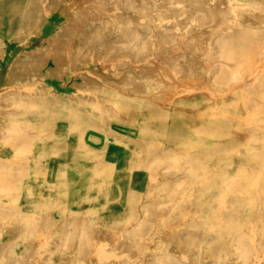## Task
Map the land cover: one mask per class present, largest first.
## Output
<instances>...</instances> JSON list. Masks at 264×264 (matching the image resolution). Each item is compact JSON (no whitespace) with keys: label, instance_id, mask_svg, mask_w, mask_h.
Listing matches in <instances>:
<instances>
[{"label":"bare ground","instance_id":"obj_1","mask_svg":"<svg viewBox=\"0 0 264 264\" xmlns=\"http://www.w3.org/2000/svg\"><path fill=\"white\" fill-rule=\"evenodd\" d=\"M2 71L0 264H264V0H0Z\"/></svg>","mask_w":264,"mask_h":264},{"label":"rangeland","instance_id":"obj_2","mask_svg":"<svg viewBox=\"0 0 264 264\" xmlns=\"http://www.w3.org/2000/svg\"><path fill=\"white\" fill-rule=\"evenodd\" d=\"M255 4L257 5L258 3L257 2H252L251 4H249V3H247V4H245V5H243L242 7H244V8H252L251 7V5L252 6H255ZM252 21H254V19H252V18H244V19H241L240 20V22H247V23H249V22H252ZM256 29H257V27H256ZM39 43H40V39L39 40H37V44L36 45H39ZM29 46H20V45H14V47L13 48H11V50L8 52V57L10 58V59H12L13 57H15V56H17L18 55V53H19V51L20 50H22V49H27ZM0 75L1 76H4V71H2V73H0ZM2 78V77H1ZM46 83H47V85L50 87V91H51V88H53L54 90H61L62 89V86H63V84L62 83H58V81H49V80H46ZM4 84V83H3ZM29 86H27V88H26V90H25V92L26 93H28V92H32L33 91V89L35 88L34 86L33 87H30V88H28ZM3 108L4 106H2L1 104H0V108ZM1 108V109H2ZM9 148H7L6 146H0V158H11L10 157V155H9ZM19 154H21V151L19 152ZM50 175H49V173H46V174H44V175H42V177H40V182H38L37 183V181H36V183H34V185H33V189H34V187H35V189H34V191L37 193V191H39L41 188H42V185L41 184H44L45 183V181L46 182H49L50 181ZM123 181V180H122ZM125 181V180H124ZM127 181V180H126ZM32 201H38V199L37 198H34V199H32ZM19 203H26V204H28L27 202H26V200H23V199H19V201H18ZM33 203V202H32ZM29 204H31V203H29ZM119 212H120V208L119 207H113L111 210H109V211H106V212H104V214H105V216L104 217H102V220H105V221H111L112 219L110 218V217H108L107 215L108 214H114V216H116L117 217V215L119 214ZM134 212L133 211H123L122 212V214H124L125 216H127V215H131V214H133ZM97 215H103V211H97ZM116 223H119V222H121L122 221V219H120V217H118L116 220ZM111 222H113V220L111 221ZM0 239L1 240H3V237H0ZM158 248H160L162 245H163V242L161 241V240H159L158 241ZM37 244H39V245H41V246H44V245H46V244H52L53 245V242L52 241H50V240H48V239H44V240H41V241H39V242H37ZM153 244H150V246H152ZM156 245V244H155ZM154 247V246H153Z\"/></svg>","mask_w":264,"mask_h":264}]
</instances>
